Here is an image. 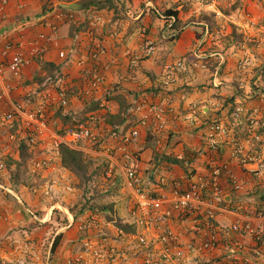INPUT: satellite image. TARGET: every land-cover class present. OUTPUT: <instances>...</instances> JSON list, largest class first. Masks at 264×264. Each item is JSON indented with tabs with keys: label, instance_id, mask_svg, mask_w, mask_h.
Returning a JSON list of instances; mask_svg holds the SVG:
<instances>
[{
	"label": "built area",
	"instance_id": "1",
	"mask_svg": "<svg viewBox=\"0 0 264 264\" xmlns=\"http://www.w3.org/2000/svg\"><path fill=\"white\" fill-rule=\"evenodd\" d=\"M10 1L0 0V11L4 10ZM58 15L70 20L73 18L70 13L59 12ZM100 26H102L100 19L94 21L93 18L91 28L96 29ZM50 28L57 34L56 24H51ZM47 39L48 36L45 34L39 37L42 42H47ZM87 49L88 62L92 63L85 72L90 89L87 93L90 94L97 91L104 81L98 63L106 54V48L100 41L94 39ZM47 50L48 47L35 41L18 42L15 45L7 44L0 56V126L8 128V140L11 142L7 143L0 138V171L6 169L8 158H18V149L13 147L12 142L16 141L21 132H24L25 141L31 148L40 149L46 140L51 142V150L44 158H37V153L41 152V149L35 150L33 163L38 169L50 166L60 156L61 146L79 149L81 144L96 141L93 128L87 123H81L63 135L55 131L56 122L52 119L55 112L50 115L49 107L68 108L69 90L61 88L55 91L49 95L46 103L42 102L40 105H30L11 98L13 89L23 81L25 66L32 60L44 59ZM155 52L154 42L146 40L142 55L131 59V65L137 66L141 57L150 58ZM59 56L61 59L67 58L65 51L60 52ZM182 66L181 61L177 63L178 68ZM165 72L167 73L165 85L168 86L173 68L168 66ZM100 107L101 110H107L104 103H101ZM134 108L138 125L125 135V147L138 141L142 129L163 130L167 125L166 116L170 111L166 103L150 102L145 98L139 99ZM196 111V108H192L188 117L190 123H194ZM257 114L258 110L250 112L249 109L237 108L235 118L238 126L246 123L250 128H263L264 120L258 118ZM14 126L17 127L16 133L11 132ZM227 131L223 123L214 122L209 126L206 134L208 142H204L206 146L195 160L196 162L199 159L208 160L205 173L196 170L190 179L182 176L168 191L153 193L150 190L151 187L146 184L140 168L141 160L134 156L132 166L122 167L120 170L124 185L131 196L129 223L135 224L139 229L137 235L130 236L136 246L129 252L103 238L95 245L85 243L81 257L76 260L70 259L67 263L105 264L109 260L127 259L131 253L133 257H141L142 264H264V209L248 212L240 202L233 201V196L228 195L221 185V180L226 178L232 193L241 194L247 181L234 172L232 160L236 159L247 173L259 176L264 172V157L254 156L248 152L251 142H239L235 139L224 142ZM255 139L259 141L261 136H256ZM221 146L224 151L229 148L230 156L228 158L222 156L223 151L220 155L223 159L213 162L207 153L217 154V149ZM107 158L116 162L109 154ZM177 159L184 161L187 167L192 165L190 162L192 160L183 155H178ZM222 215L237 216L230 229L234 239L229 241V246L225 248H222L223 231L218 226V218ZM241 237L248 238L253 243V249H247L240 240ZM24 252L33 253L32 246L28 244ZM215 252L219 254L218 257L215 256Z\"/></svg>",
	"mask_w": 264,
	"mask_h": 264
},
{
	"label": "crops",
	"instance_id": "2",
	"mask_svg": "<svg viewBox=\"0 0 264 264\" xmlns=\"http://www.w3.org/2000/svg\"><path fill=\"white\" fill-rule=\"evenodd\" d=\"M83 1L84 0H26L22 2L20 0H11L5 9L0 11V56L7 44L15 45L18 42L28 41L38 42L48 47L44 59L40 61L53 63L54 66L59 69L58 71L52 72L56 75V79H59V82L68 89L74 86L77 87L78 89L74 90V94L78 92L79 95L84 97L86 95L84 92L89 88L85 72L92 64L88 62L87 48L94 39L100 41L106 48V54L98 64L100 73L103 74L105 79L99 91V100L102 98L105 91L106 93H104V95L106 99H108L109 104L113 107V111L109 110L111 114H115L119 110V103L114 99L116 96H124L127 103L131 106L135 102V99L139 100L142 98L150 102L166 103L170 110L167 116V124L170 126L169 128L172 130V133L175 134L174 140L172 142H167V138L162 135V141L158 139L156 142H162L163 152L176 154L177 156H185V153L191 151L195 152L201 149L204 142H208L206 141V131L208 128L204 125V121L208 116H202V120L201 112H199L202 107H204V109H202L205 113L210 114L212 120L217 118L225 124H228L230 137L228 138L229 140L226 139L224 142H230L234 134H239V132L243 134L245 129L237 128V125L233 122L234 120L232 121L230 118L227 119L226 112L218 111L214 114V112H212L213 108L210 107V109L206 107L207 104L215 106L216 103H219L218 98L220 99V97L221 99H234L235 104L240 100H247V102L251 101L250 104H258L260 108L259 113L264 114V92L261 90H257V92L254 93H252L251 90H246L243 92L242 97H240L237 91L231 89V83L223 82L221 85L227 88L223 87L221 91H216L215 88L220 85V79L223 80L224 78L222 75L218 77L219 73L222 72L227 76L231 71V64L230 62L227 63V59L223 54L205 53L204 49H198L200 44H197L199 41L195 36L196 30H191L190 32L187 30L185 33H190L189 38H184V36L181 35L176 41V45H178L176 49L178 50L175 51L174 49H170L168 53L162 56V21L152 22L149 11L150 3H146L147 0H114L115 5L119 8L121 13H115V9L109 11L107 9L99 10L98 12L86 11L81 8ZM151 7L153 8L151 10H157L154 5ZM59 12L72 14V20L65 16L61 18L58 15ZM93 18L94 21L100 19L102 26L92 29L91 22ZM139 21H142L144 25L141 31H139L141 27H138ZM51 24H56L58 26L57 34L52 32L50 28ZM149 27V33L147 34V28ZM143 32H145V35ZM41 34L48 36L47 42L39 40ZM91 36H93V38ZM146 40L157 42L156 44L158 47L156 48L155 55L150 58L141 57L142 59L139 61L138 65L133 67L131 65V59L140 54V50L143 48ZM63 51L66 52V59H61L59 56L60 52ZM189 51H192L194 55H196L195 60H190L191 56L188 53ZM216 55L219 56L215 58L217 61L216 72L210 74L211 67H206L204 62L206 59ZM180 60L183 62L186 60L189 61L188 68L190 70L188 71H193L196 75L192 77L190 74L193 72L188 76L187 74H180L181 69H183L177 67V63L180 62ZM82 61H86V63H82ZM208 63H211V61H208ZM168 66H171L173 71L175 70V73L172 72L170 85L163 87V91H158L159 85H164L162 83H164V78L166 79L167 73L165 71ZM176 71H179V73ZM41 74L45 76L46 82L50 81L52 78V74L41 69L39 61L32 60L23 70L22 82H25L24 85H26V83L32 82L38 76L40 78L39 81H41L44 79L40 76ZM252 77L253 76H251V79ZM255 81L254 83L257 84L261 81V78L256 76ZM24 85L22 86L20 83L13 89L15 90L11 92V98L13 100L19 101V99H23L28 95L27 93L30 91V87H25ZM207 88L210 89L208 90ZM204 89L207 91H204ZM200 104L203 105L200 107ZM192 108H196L197 116L199 118L200 115L201 120L191 124L193 126L195 125V128L186 129L183 127V125H186L184 118L190 116ZM67 110L68 109H66V111ZM106 113L107 112L103 110L96 111V116L99 117L104 115L105 117ZM194 131H196V135H193ZM232 133L234 134L232 135ZM244 134L247 135L245 132ZM145 137L146 135L139 139V143L134 146V148L136 147L135 152L139 155V159L141 160L140 168L144 177L146 176V167L152 158V147L154 146L153 143L147 144L146 142L148 141L145 140ZM248 152L254 156L264 157V137H262L260 143L255 142L254 145L250 144L248 146ZM222 154V156L228 158L230 156L229 148H226ZM229 160H231V158H229ZM197 163L196 170L204 174L206 171L205 160L200 162L199 159ZM231 164L234 172L247 181L244 191L235 199L236 203L240 202L248 209V212H251V210H263L264 172L259 176H254L253 174L247 173L236 159H233ZM58 168L59 173H61L60 158L54 160V167L49 173V175L56 180H60L57 174ZM161 173V175L157 176L156 187L162 192L168 191L171 181L178 178L177 175L179 170H175L174 168L169 172L162 170ZM221 185L228 195H234L226 178L221 180ZM166 188L167 190H165ZM7 190L24 205L21 197H18L10 188ZM22 195L25 196L24 200L28 206L33 207L30 204L32 196L27 192ZM226 199L229 201L228 197H226ZM33 205H35V202ZM25 207L24 205V208ZM25 209L32 216H35L30 209L27 207ZM5 210V206L0 205V215L4 213ZM49 213L50 211H48L47 214L50 215ZM48 215L47 218H49ZM67 216L68 224L60 230L62 235H64V247L62 252L67 251L66 253L68 254V256H65L67 258V260L65 259V264H67L69 256L72 257L70 252L72 250V244L74 243L73 226H75L74 216H72L69 211ZM26 219L23 221L20 220L19 222H10L5 219V217L1 218L0 244L5 245L10 243L12 238L18 240V236L22 235L20 232L15 233L14 228L20 226L19 223H21V225H27V223L32 224L34 221L33 219ZM35 219H37V217H35ZM50 219H52V217H50ZM236 219L237 216L232 215H222L218 218V226L223 231L221 234L222 248L229 246V241L234 239L230 229ZM24 231L27 232V230ZM119 235L122 236L121 238L123 239H121V242L117 241L118 248H124V250L130 252L131 248H129V246L124 247V244H130V236L120 231ZM127 238H129L130 241H128ZM240 240L247 249H253V243L248 238L241 237ZM35 253L37 252L35 251ZM6 256L8 257L9 255L6 254ZM22 256L24 257V255ZM215 256L218 257L219 254L215 252ZM53 258L56 259L60 257L56 255ZM119 263L142 264V258L139 256L133 257L130 253L129 258H122Z\"/></svg>",
	"mask_w": 264,
	"mask_h": 264
},
{
	"label": "rangeland",
	"instance_id": "3",
	"mask_svg": "<svg viewBox=\"0 0 264 264\" xmlns=\"http://www.w3.org/2000/svg\"><path fill=\"white\" fill-rule=\"evenodd\" d=\"M146 3H150V9H153L151 6L154 5V7L157 8V10H160L162 13L175 8L179 12V16L184 26L185 24L190 25V27L185 29V31H183L180 36L182 35L184 38H189L190 33L185 32L187 30L188 32L191 30H196L195 36L199 41L196 43L200 44L198 49H204L205 53L208 52L225 55L227 63L230 62L231 64V71L227 76L222 72L219 73L218 77L222 75L224 78L223 80L220 79V85L215 88L216 91H221V88L226 87L221 85L223 82H229L232 84L231 89L233 91H237V94L240 97H242L243 92L246 90H251L252 93L257 92V90L264 92V0H147ZM169 31L171 35L172 32L171 30H168L167 32L169 33ZM167 39L169 42H167ZM167 39L166 43L162 41V56L168 53L170 49H174L175 51L178 50L176 49L178 46L176 45L177 40L170 41L172 37L169 36H167ZM156 43L154 42V46L157 48L158 46ZM191 52L192 51L188 52L190 56L194 54ZM141 55L142 48L138 57ZM216 57L219 56L216 55L214 57L208 58L204 62L206 67H211L210 74L216 72V70L214 71V66L217 62L215 59ZM191 59L194 58L190 57V60ZM208 61H211V63H208ZM181 62L183 63V67H181L183 69L179 68L181 69L180 74H187L188 76L193 72L188 71L190 70L188 68V64L190 62L187 60ZM173 72L175 73V70ZM176 72L179 73V71ZM190 75L193 77L196 74L193 72ZM40 76L45 78L43 74ZM101 76L104 78L103 74H101ZM251 76H253L252 79ZM256 76L261 78V81H259L257 84L254 83L256 82ZM39 79L40 78L38 76L32 82H29L28 84L26 83V85H24L25 82L21 83L22 86L24 85L25 87H30V91L27 93L28 95H26L23 99H19V101L30 105H40L42 102L46 103L49 95L55 93V91H57V87L60 86V89L64 88L69 90L70 104L69 107L66 108L68 109L66 112L70 114L73 112V114H76L75 116L79 117L83 111L86 112L87 108L95 101H100L102 104H106L107 110L113 111V107L109 104L108 99H106V96L104 95V93H106L105 91L102 98L99 100V91L102 85L97 91H92L90 94L87 93L90 90L88 88V90L84 92V94L86 93V97H83L79 95L77 91L76 94H74L75 92H72L73 90L78 89L75 86L71 89H68L56 79V82L53 78L47 82L46 79H42V81H39ZM207 89L209 90L210 88ZM204 91L207 90L204 89ZM225 100L227 99H221L220 97V99L218 98L219 103H216L215 106H210L209 104L205 105L208 108H213L212 112H214V114H216L218 111L226 112L227 119L230 118V120H234L233 122L236 125H238V122L235 118V113L239 107L249 109L250 112L258 110V118H263L264 120V114L259 113L260 108L258 104H250L251 101L247 102V100H240L236 104L229 103L224 107ZM137 101L138 99H135V102L132 104L131 112L133 114H135L134 106ZM201 105L203 104H200V107ZM177 107L179 108L178 105ZM53 108V106L49 107L50 115L56 110V108ZM202 108L204 109V107ZM202 108L199 110V112H201V117L208 116V113H205ZM107 110L103 111L105 112ZM93 113V111L87 112L85 115V118L87 119L85 121L93 128L96 141H89L81 145L82 147H85L87 150L86 153L88 154L87 156L94 161L95 165L98 164L102 157L107 158L108 154L111 155V158L113 157V160L116 162L110 161V168L108 171L109 174H107V176H111L112 172L121 174L120 168L127 167L123 165L125 156H132L136 154V147L134 148V146L139 143V139L136 143H130L126 147L124 144V139H122V142H116L115 140L117 138L114 140V138L111 139L109 137L111 129L110 126L105 123L104 115L98 117L95 113L94 116H92ZM134 116L137 117L136 115ZM193 120L194 123L199 122L201 120L200 115L199 118L198 116L193 117ZM184 121H186V125H183L184 128H195V125H191L193 123H190L188 118H184ZM219 123L225 124L222 121ZM57 125H59V123H57ZM225 126L228 131L224 140H229V126L227 123ZM241 126V129L244 128V132L247 135H245L244 132L243 134L241 132H239V134L232 133V135L234 134V137H231L232 139H235L239 142H251L252 145H254L255 142L262 141V137L259 141L256 140L255 137L259 136V133L261 130H264V127L261 129L250 128L246 123ZM169 127L170 126L167 124L166 127L161 131L163 132L162 134H164L163 137L165 138H168L170 132H172ZM129 129L131 130V126ZM8 133L9 130L6 126H0V138L6 140L7 143H11L8 140ZM162 134H159L161 136V141ZM144 135H146V131L142 132V136ZM193 135H196V131L193 132ZM24 136V132H21L20 135H18L16 141L12 142L13 147L18 149L19 141L23 140ZM48 141L49 140H46L40 146L41 152L38 151L37 158L42 159L46 156V154H49V150H51L52 146L51 142ZM99 144H102V148L100 147V149H104L102 152L92 149L96 146H99ZM37 149L39 148L36 147L31 149L33 155ZM157 149L162 151V142L157 144ZM106 152L108 154H105ZM26 158V161H22L20 165L18 163L15 164L14 162L9 166L6 164V169L0 171V205L5 206L6 208L4 213H1L0 219L5 217V219L9 220L10 222H19L20 220L23 221L27 218L33 219L34 221L32 224L27 223V225H21V223H19L20 226L14 228L15 233L20 232L22 235L18 236V240L13 239L11 236L12 241L10 240V243L5 245L0 244V264H65V261L67 260L65 256H68V254L66 253L67 251L62 252L64 247V235H62L60 230L68 223L66 225L61 224L64 220H68V211L72 216H74L73 214L79 213L84 209L83 207L85 202L89 197L92 196V190L95 186H98V188H101L103 191L105 190L106 194H109L106 195L103 202L106 201L113 203L114 211H116L117 216L121 218L124 223L130 222L129 207L131 204V196L130 200L127 202L125 196L126 194H129V191L125 185L123 188L121 180L116 181L113 179L110 181V183H106L102 177L101 179H93L84 186L81 185L82 181L77 176L62 167V165L60 168L62 171L61 173H59V168L57 169V174L59 175L60 180H56L49 175L50 170L54 167V162L51 163V165L47 168L38 169L35 168L33 160L29 161L28 156H26ZM59 158L60 156L58 159ZM16 159L18 158H15V160ZM7 160L10 159L8 158ZM92 171L93 169L90 171V173ZM159 172H162V168ZM161 174L162 173L159 175ZM85 187L89 191L85 190ZM8 188L17 194L18 197H21L24 205L30 209L31 212L35 214V216H32L26 211V207L24 208V205L7 190ZM115 188L117 189L115 190ZM110 191L113 193H109ZM25 192L32 196V201L30 204L33 207H29L25 202V196L22 195ZM85 192H87L86 196ZM32 202H35V205H33ZM48 211H50V215L47 214ZM47 215L49 218H47ZM35 217H37V219H35ZM50 217H52V219H50ZM74 222V243L72 244V250L70 252L72 257L69 256V260H76L77 258H80L83 254V245L87 242H89L91 245H95L98 242H101L103 238H107L109 241H112V244L118 246V242H121V239H123L121 238L122 236L119 235L116 221L107 222L102 213L95 214L93 211H86V213L84 212L82 215H80L77 220L75 219ZM24 230H27V232ZM59 235L62 237L60 239L59 246L53 254V257L59 255L60 258L51 259V249ZM127 239L130 241L129 238ZM28 244L32 246L33 253L31 254H26L24 252V249L26 246H28ZM126 246H129V248H134L136 246L135 241H130V244L128 245L124 244V247ZM35 251L37 253H35ZM6 254L9 256L7 257ZM22 255H24V257ZM120 260V258L115 261L109 260L105 264H120Z\"/></svg>",
	"mask_w": 264,
	"mask_h": 264
},
{
	"label": "trees",
	"instance_id": "4",
	"mask_svg": "<svg viewBox=\"0 0 264 264\" xmlns=\"http://www.w3.org/2000/svg\"><path fill=\"white\" fill-rule=\"evenodd\" d=\"M82 9H85L86 11H91V12H98L99 10H112L115 9V13H119V8H117V6L114 3V0H84L82 3ZM150 11V15H151V19L152 22H157V21H162V41L166 43V39L167 36H172V39H170V41H176L179 39L180 34L185 31V29H187L188 27H190V25L188 24H183L180 16H179V12L174 8L171 10H167L166 12H160V10H149ZM121 13V12H120ZM208 21V19H207ZM209 22V21H208ZM211 23V22H210ZM183 24V25H182ZM187 25V26H186ZM138 27H141V29H139V31L142 30V28H144L143 22L139 21L138 22ZM151 27V25H150ZM149 28H147V34L149 33ZM168 30H171L172 34L170 35V31L169 33L167 32ZM167 42L168 39H167ZM192 58H195V55L192 54L191 56ZM142 58H140L141 60ZM139 60V61H140ZM41 69L43 71H48L50 74H52V78L54 79V81L56 82V80L59 82V79H56V75L52 72L54 71H58L59 69L57 67L54 66L53 63H47L44 61H39ZM217 65L214 66V71L216 70ZM54 74V75H53ZM45 79V78H44ZM56 79V80H55ZM42 81V80H41ZM165 81L166 79L164 78V84L163 86L159 85V90L158 91H163V87H165ZM60 83V82H59ZM60 85V84H58ZM57 90H60V86L57 87ZM167 93V92H166ZM169 94V93H168ZM114 99H116V101L119 103V110L116 114H111L110 111H106V116H105V122L110 126V138L116 141V142H122V139H124L125 135L129 132V127L131 126L132 128H135L138 125V120L137 117H135L131 111L132 106L129 105L127 103V100L124 96L122 97H115ZM100 101H95L93 102L88 108L87 111L84 112L78 117L75 116L76 114H73V112L70 114L68 112H66V109L63 108H59L55 110L54 116L52 117L53 121L56 122V127H55V131L58 134H65L67 133L68 130L76 128L77 126H79L81 123H86V119L85 115L87 112H91L93 111L94 113H96V111L101 110L100 107ZM234 104V99H227L225 100V104L224 107L227 106L228 104ZM235 106V105H233ZM232 109V108H231ZM93 113V114H94ZM208 118L205 119L204 121V125L205 127L209 128V126L216 122L219 123L220 120L215 118V119H211L210 114H207ZM57 123H59V125H57ZM241 129L242 126H238L237 128ZM243 129V128H242ZM17 131V127L14 126L11 129V132L16 133ZM146 131V137L145 140L148 141L146 142L147 144H152L153 143V147H152V158L149 161L148 166L146 167V176L144 177V180L146 182V184L151 187L150 190L154 193V191H158V193L160 192V190H158V188L156 187L157 184V176H159V174L161 172H159L162 168V170L164 171H171L175 168V170H179L178 173V178L174 179L171 181L170 183V187H172V185L174 184V182L176 180H179L182 176L186 177L187 179H190L192 175L195 174L196 172V166L198 165V163L195 161L196 158L201 155V152L203 151V148L206 146V143H203V148L201 147V149L196 150L195 152H187L185 153V157L191 159L192 161H190L192 163L191 166H185L184 165V161H180L177 159V155L175 154H168L165 153L163 151H160L157 149V144L159 142H156L158 139H160V135L163 132H161L162 130H156L154 128H146V129H142L141 131V135L140 138H143L142 136V132ZM164 135V134H162ZM174 133L170 132L169 137L167 138V142H172L174 140ZM259 135L261 137H264V130H261V132L259 133ZM244 136V135H243ZM154 141V142H152ZM207 141V140H206ZM261 142V141H260ZM257 142V143H260ZM98 145V144H97ZM102 145V144H101ZM101 145L99 144V146H96L95 148H92L94 150L100 151L102 152L103 150L100 149ZM102 148V147H101ZM32 148L27 144V142L25 141V136L23 137V140L19 141V148H18V159H12L9 158L10 160H6V164L9 166L11 163H15V164H21L22 161H26V156H28L29 161L33 160L34 155L33 152L31 150ZM218 152L216 154V152H208L207 155H209V159H212L213 162H215L217 159H223V157H221V152H223V147L221 146L220 149H217ZM86 149L85 147H82V145L80 146L79 149H73L67 146H61L59 149V155H60V162L62 167H64L65 169H67L68 171L72 172L75 176H77L81 181L82 184L81 185H87L90 181H92L93 179H101L103 177V179L106 181V183H110V181H112L113 179H115L116 181L121 180L123 188H124V183H123V178L121 174H118L116 172H112L111 176H107L109 168H110V160L107 158L102 157L101 160L98 162L97 165H95L94 161L91 160L86 153ZM93 151V150H91ZM137 156L139 157V155L136 153L132 156H125V159L123 161V165L124 166H132V164L134 163V159L133 157ZM194 160V161H193ZM203 159H200V162ZM208 160H205V163H207ZM95 165V166H94ZM174 167V168H173ZM93 169V171L90 173V171ZM160 169V170H159ZM181 170V172H180ZM142 171V170H141ZM102 181V180H101ZM117 188H115L116 190ZM85 190H87V188L85 187ZM167 190V188L165 189ZM89 191V190H87ZM93 194L91 197H89L87 199V201L85 202L84 205V209L82 211H80L79 213H75L74 215V219H78V217L80 215H82L84 212L86 213V211H93L95 212V214L98 213H102L103 216L106 218L107 222H113L116 221V226L118 228V230L120 232H123L126 235L132 236V235H137L139 232L138 227L135 224H130L128 222L124 223L123 220L121 218H119L116 214V211H114V207H113V203L111 202H106L103 200L105 199L106 195H109L108 193L106 194L105 190L103 191L101 188H98V186H95L92 190ZM109 193H113V192H109ZM87 195V192H85V196ZM240 194H234L233 196V201L235 199L238 198ZM125 198L127 199V202L130 200V195L126 194ZM262 200L264 201V197H262ZM262 208H264V205H262ZM59 213V212H56ZM116 218V219H115ZM68 223V220H64L63 223L61 225H66ZM61 235H59L53 246L51 249V255L50 258H53V254L55 252V250L57 249V247L59 246V242L61 239Z\"/></svg>",
	"mask_w": 264,
	"mask_h": 264
}]
</instances>
